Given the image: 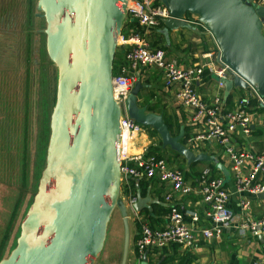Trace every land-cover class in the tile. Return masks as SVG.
Wrapping results in <instances>:
<instances>
[{
    "label": "water",
    "instance_id": "95a60500",
    "mask_svg": "<svg viewBox=\"0 0 264 264\" xmlns=\"http://www.w3.org/2000/svg\"><path fill=\"white\" fill-rule=\"evenodd\" d=\"M126 0H37L45 21V51L56 67L55 101L49 118L45 164L36 193L19 222L15 246L0 264H96L106 244L108 222L122 211V249L128 252L126 208L119 193V106L111 77ZM169 17L160 32L188 26L193 15L214 39L221 60L234 72L222 81L226 98L233 87L252 84L264 102V5L249 0H161ZM137 79L125 100L128 118L150 127L162 147L186 163L210 160L194 154L171 135L160 113L137 104ZM137 213L147 196L135 193ZM147 208V207H146ZM138 264H148L146 252ZM156 264H159L158 262Z\"/></svg>",
    "mask_w": 264,
    "mask_h": 264
},
{
    "label": "built area",
    "instance_id": "2783aa9c",
    "mask_svg": "<svg viewBox=\"0 0 264 264\" xmlns=\"http://www.w3.org/2000/svg\"><path fill=\"white\" fill-rule=\"evenodd\" d=\"M249 1L264 5V0ZM168 17V9L161 0L125 1L122 28L125 22L133 21L139 29L126 26L124 33L120 31L117 46L125 47L123 53L125 63L119 65L117 72L111 77L113 98L119 106L120 182L128 178L143 177L166 183L170 189V192L164 195L168 206L166 224L161 228L150 227L147 224H141L139 227L134 242L137 264L144 252L149 249L176 245L182 250H188L198 238L208 241L217 240L221 236L222 228L232 217V211L228 206L229 192L224 187L223 179L217 176L211 177V169L208 166L203 167L196 178V193L205 207L202 218L205 219L206 225H202L196 212L181 210L171 202L173 194H178V197L186 196L192 190L178 168L169 167L164 159L149 154L146 150L137 154L129 153L132 135L144 131L142 126L128 118L125 108L129 89L139 79L137 71L140 68H156L161 72L166 87L177 85L175 99L190 111L189 121L196 129L187 137L186 142L196 146L204 141H214L227 156L235 173L236 192L239 194L245 191L252 196L264 193V152L236 151L232 145V135L249 136L252 121L249 111L250 101L264 108L263 97L252 84L247 83L248 94L238 97L230 109L224 108L218 95H214L208 101L203 100L197 93L195 84L204 75L213 76L217 87H223L222 81L231 79L234 72L221 60L219 47L210 34L213 48L203 53L200 61L186 67H181L175 61L167 59L164 50L160 47L150 46L145 34L159 27L162 20ZM189 18L185 16L184 20L191 22ZM245 163L249 165V172L247 175H242L240 171ZM127 199L129 211L135 213L132 209V204L136 200L135 195L128 194ZM238 204L241 219L235 225L236 231L240 234L248 232L255 236L264 233V213L258 219L250 218L249 202L242 198ZM252 264H264V257L254 260Z\"/></svg>",
    "mask_w": 264,
    "mask_h": 264
},
{
    "label": "crops",
    "instance_id": "0c3cea01",
    "mask_svg": "<svg viewBox=\"0 0 264 264\" xmlns=\"http://www.w3.org/2000/svg\"><path fill=\"white\" fill-rule=\"evenodd\" d=\"M190 17V18H189ZM188 18V26H180L167 31V37L160 32L163 25L154 28L145 34V37L151 45V41H157L155 46L164 50L165 57L175 61L179 66L186 67L200 61L202 54L213 48V41L209 33L197 24L195 16L191 15ZM264 29V26L262 27ZM154 46V47H155ZM139 81L144 84L138 92L137 104L146 108H150L149 112L160 113L168 125L170 132L177 130V134L182 129V134L187 133L183 145L188 147L194 154H205L210 157L208 161L195 162L193 169L188 168L185 159L175 151L168 147H162L160 139L152 134H147L146 131L132 135L129 151L141 153L143 150L148 152L152 149L155 152L162 154V159L173 157L176 162L167 163L169 167L182 165L189 176L185 179L186 183L191 187V192L186 196L178 197V194H173L171 202L185 211L196 212L200 217V223L206 225L205 219L202 218L204 210L203 202L198 193H196V176L192 175V171L198 173L205 166H213L215 174L213 176L223 179L224 187L229 192L228 206L232 211L230 221L222 228V233L217 240H203L198 238L193 247L188 250H182L176 245L165 246L160 249H149L146 251V261L148 264H252L258 258L264 257V233L252 235L248 232L240 234L236 231L235 225L240 221L241 214L239 209V200L244 198L249 202L248 216L253 219L260 218L264 213V193L258 196H252L245 191L237 193L234 187L235 173L227 159L225 153L220 149L214 141H204L199 144L189 145L186 142L187 137L196 129L190 123V111L181 106L175 99V91L177 85L166 87L163 83L161 72L156 68L145 67L138 71ZM197 93L200 97L208 101L214 95H218L225 109H230L235 100L248 94L246 88L233 87L230 89L226 98L223 97L224 88L217 87L216 80L211 75H204L195 84ZM159 89L157 94H154L155 89ZM148 92V93H147ZM147 110V109H146ZM249 111L252 115L250 125V134L248 137H242L239 134L232 135V145L236 151H250L253 153L264 152V108L254 101H250ZM176 134V135H177ZM160 144V145H159ZM167 148V151H165ZM161 158V157H160ZM183 159V160H182ZM194 164V163H193ZM249 165L245 163L240 171V174L247 175ZM140 179L128 178L126 181L119 183V192L123 185L127 184L128 180L134 183L135 191L138 190L137 183ZM145 191L141 197L147 196L150 202H147L139 212H131L127 206L128 194H123L119 200L126 208L127 224H128V252L125 264H137V256L134 248L135 235L139 232L141 224H147L155 228H161L166 224V214L160 215L159 211H152L153 205L167 207L164 200V195L170 192L166 183H161L157 180L149 179ZM139 191V190H138ZM140 194V192H139ZM136 198V197H135ZM119 209V208H118ZM120 216L122 221V211H115L116 215ZM138 223V229H136ZM199 223V225H201ZM131 224V226H130ZM122 230V229H121ZM123 230L121 238L122 249ZM121 255V250H120ZM114 260V259H113Z\"/></svg>",
    "mask_w": 264,
    "mask_h": 264
},
{
    "label": "rangeland",
    "instance_id": "374dc122",
    "mask_svg": "<svg viewBox=\"0 0 264 264\" xmlns=\"http://www.w3.org/2000/svg\"><path fill=\"white\" fill-rule=\"evenodd\" d=\"M36 3L37 0H31L30 4L29 0H0V119L2 117L6 119L4 123L0 121V243L4 240L0 246V261L6 259L14 248L20 218L27 209L30 197L36 193L42 165L39 164L43 157V133L47 127V114L51 113L55 101V92L53 98L50 96L53 66L44 59L45 21L43 17L36 16L41 14ZM26 30L32 35L27 62L23 61L22 57L25 54L26 42L23 36L19 38L16 33L22 31L23 35V31ZM18 57L21 59L20 62L17 61ZM38 62L44 65V69ZM46 63L48 65L45 67ZM55 70L57 73L56 67ZM24 78L28 79L26 114L22 110ZM48 80L49 82L51 80L50 87ZM157 91L158 88L154 90L155 95ZM45 93L48 100L43 102ZM24 115L27 116L24 135L27 156L23 167L20 138L23 133ZM142 129L147 134L159 138L150 127L142 126ZM122 195V192L118 193L117 202H120ZM14 202L15 204L19 202L18 207L11 223H8ZM114 211H119L118 204ZM119 215L108 222L106 244L96 264H119L122 238V221Z\"/></svg>",
    "mask_w": 264,
    "mask_h": 264
},
{
    "label": "trees",
    "instance_id": "16d2710c",
    "mask_svg": "<svg viewBox=\"0 0 264 264\" xmlns=\"http://www.w3.org/2000/svg\"><path fill=\"white\" fill-rule=\"evenodd\" d=\"M31 3V0H29V4ZM162 24H160V26H161ZM126 26H131V27H134V28H136L137 30L139 29V27H138V25L136 24V22H133V21H130V22H125L124 23V25H123V28L121 29V32L122 33H124L125 32V28H126ZM17 33V37H19V38H21V36H23L24 37V41L26 42V48H25V54H24V56H22L23 57V61H28V59H29V45H30V43H31V38H32V35H31V32L28 30H26L25 32L23 31V35H22V31H20V32H16ZM262 33H263V35H264V31L262 30ZM25 35V36H24ZM39 35H42L41 33H39ZM23 37H22V39H23ZM157 43V41H151V45L150 46H155V44ZM155 47H157V46H155ZM124 51H125V47H122V46H117L116 47V50H115V53H114V57H113V62H112V71H113V74H115L116 72H117V67L119 66V65H122V64H124L125 63V61L123 60V53H124ZM44 56H46L44 59H46V62L48 63V64H50L51 66H53V70H54V72L52 73V84H51V80H50V82H49V80H48V87H50V84H51V88H50V91H51V94H50V96L52 97L53 96V93L55 92V82H56V78H55V75H56V70H55V67H54V65L52 64V62L48 59V57H47V54H45V52H44ZM21 57V58H22ZM18 60V62H20V57H18L17 58ZM40 60V59H39ZM41 63H42V61H41ZM40 62H38V65L40 66V67H44V65L43 64H41ZM45 64V67H46V65H48V64ZM44 69V68H43ZM50 71V70H49ZM24 72V71H23ZM25 73H26V71H25ZM25 73H24V75H25ZM41 76V75H40ZM44 80H45V78H43ZM46 79H47V77H46ZM27 80L28 79H26V78H24V81H23V88H24V93H23V99H22V110L24 111V113L26 114L27 113V109H28V94H27V92H26V89H27V85H28V82H27ZM53 91V92H52ZM138 96V95H137ZM53 98V97H52ZM46 100H48V97H47V94L45 93V96L43 97V99H42V101L43 102H45ZM52 106H53V104H52ZM52 108V107H51ZM147 110V112H149L151 109L149 108H146ZM49 114H50V112H49ZM49 114H47L48 115V119H46L47 120V127H46V129L44 130V133H43V137H44V143H43V151H42V153H43V157H42V160H40V164L39 165H41V168H40V171L42 172V170H43V168H44V164H45V151H46V146H47V141H48V136H49ZM0 121L2 122V123H4V122H6V119L4 118V117H2V119H0ZM163 121H164V123H165V125H166V127H167V129H168V131H169V133L171 134V135H176L177 134V130H175V131H173V132H170V126L168 125V122L163 118ZM26 123H27V116H23V125H22V129H23V133L21 134V138H20V141H21V148H22V151H21V153H20V156H21V164H22V166H23V164L25 163V161H26V156H27V154H26V147H27V144H26V140H25V138H24V135H25V128H26ZM1 125V124H0ZM8 126V125H7ZM5 132H6V130H4ZM186 135H187V133L184 131L183 132V134H182V137H181V139H180V142L183 144L184 143V141H185V137H186ZM5 138V137H4ZM161 143V142H160ZM160 145V144H159ZM147 153H149V154H155L157 157H161L162 158V154L160 153V152H155V151H153L152 149H150ZM174 156H178V154L176 153V154H173ZM28 158V157H27ZM183 160V159H182ZM166 162L167 163H172V162H176L175 160H173V157H167V159H166ZM196 163H190L187 167L188 168H191V169H193V166L195 165ZM24 167V166H23ZM176 168H178L181 172H182V174H183V179H184V181H186L185 179H187L188 178V176H189V174H188V172H186L185 171V169H184V167L180 164V165H176ZM210 169H211V177L215 174V169H214V167L213 166H210L209 167ZM39 171V172H40ZM41 172H40V174H41ZM192 173V175H194V176H196V178L198 177V175H199V173L197 172V171H192L191 172ZM39 176V175H38ZM37 177V176H36ZM40 177V176H39ZM22 180H23V177H22ZM38 180H39V178H38ZM148 180L149 179H147V180H144V179H140L139 181H138V183H137V188H138V190H139V192H140V195H142L143 193H144V191H145V187H146V185H147V182H148ZM154 180V179H153ZM38 183V182H37ZM37 188V187H36ZM134 191H135V187H134V183L131 181V180H128L127 181V184H125V185H123L122 186V188H121V192L123 193V194H130V195H134ZM33 196H34V194L32 195V197H30V200H29V204H28V206L30 205V203H31V201H32V199H33ZM19 203V202H18ZM18 203H16L15 204V202H14V204H13V206H12V213L10 214V216H9V219H8V223H11V221H12V219L14 218V215H15V211H16V209H17V207H18ZM28 206H27V208H28ZM152 211H159V213H160V215H164V214H166L167 213V211H168V206L166 207H163V206H159V205H153V207H152ZM24 215V214H23ZM22 215V216H23ZM22 218V217H21ZM21 218H20V220H21ZM20 222V221H19ZM138 223H136V229H138ZM150 226V225H149ZM150 227H152V226H150ZM18 234H19V224H18V233H17V236H18ZM4 236V235H3ZM17 236H16V238H17ZM137 236H138V233L135 235V239L137 238ZM16 240V239H15ZM3 242H4V240H1V243H0V246H2V244H3ZM15 245V244H14ZM14 247V246H13ZM0 259H1V254H0Z\"/></svg>",
    "mask_w": 264,
    "mask_h": 264
},
{
    "label": "bare ground",
    "instance_id": "6f19581e",
    "mask_svg": "<svg viewBox=\"0 0 264 264\" xmlns=\"http://www.w3.org/2000/svg\"><path fill=\"white\" fill-rule=\"evenodd\" d=\"M131 144V139H130V142H129V145ZM129 153H131L130 151H129Z\"/></svg>",
    "mask_w": 264,
    "mask_h": 264
}]
</instances>
